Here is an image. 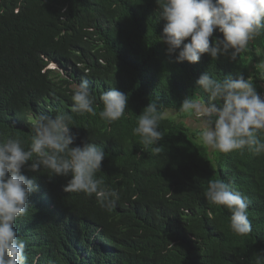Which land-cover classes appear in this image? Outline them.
<instances>
[{"label":"trees","instance_id":"1","mask_svg":"<svg viewBox=\"0 0 264 264\" xmlns=\"http://www.w3.org/2000/svg\"><path fill=\"white\" fill-rule=\"evenodd\" d=\"M159 12L156 0H0L2 138L19 137L27 149L31 120L69 114L72 146L103 147L95 178L119 196L102 207L95 194L65 192L70 176L23 169L39 186L15 225L28 264H256L264 251V153L210 150L199 142L201 129L163 116L181 111L185 98L208 102L196 84L205 72L258 83L261 70L252 62L264 58V28L234 61L205 53L196 63L179 62L160 40L166 20ZM216 38H223L218 30L210 43ZM84 80L95 114L72 112L71 96ZM111 87L128 95L114 122L99 115ZM149 103L163 116L164 138L145 149L132 130ZM256 136L264 139V130ZM215 179L247 198V235L231 230L226 206L205 198Z\"/></svg>","mask_w":264,"mask_h":264},{"label":"clouds","instance_id":"2","mask_svg":"<svg viewBox=\"0 0 264 264\" xmlns=\"http://www.w3.org/2000/svg\"><path fill=\"white\" fill-rule=\"evenodd\" d=\"M160 17L166 20L161 41L167 53L175 54L179 62L196 63L205 53L213 59L225 55L234 61L246 49L248 41L264 28V0H156ZM223 38L210 43L214 31ZM191 38L185 43L187 38ZM55 65V64H54ZM196 84L208 94V102L185 98L181 111L189 113L190 120L199 121L200 137L213 151L223 153L247 147L257 155L264 153V139L256 133L264 130V98L253 82L239 75L223 81L203 73ZM72 112L95 114L94 98L87 80L74 90ZM103 109L99 115L108 122L119 120L128 106V95L117 87L101 94ZM163 118L155 103H149L139 116L133 134L145 146L161 141L159 130ZM32 136L25 149L19 137L3 139L0 134V264H28L26 242L18 238L17 219L27 214L29 198L38 190L35 178H29L23 169L39 172L48 169L52 175L71 177L65 192L95 194L102 207H111L119 199L115 191L102 187L96 179L105 158L103 147L93 142L72 146L76 134L71 131L73 117L57 114L40 115L30 121ZM159 152V147L155 148ZM35 157V158H34ZM205 198L214 205H223L231 212L230 228L240 236L252 231L247 214V198L222 180L208 183ZM211 217V213L209 214ZM264 260V251L256 257V264Z\"/></svg>","mask_w":264,"mask_h":264},{"label":"rangeland","instance_id":"3","mask_svg":"<svg viewBox=\"0 0 264 264\" xmlns=\"http://www.w3.org/2000/svg\"><path fill=\"white\" fill-rule=\"evenodd\" d=\"M258 54H260V53H258ZM256 64V63H255ZM255 64H254V62H252V66L253 67H255ZM250 65H251V63H250ZM53 66H55V67H57L56 66V64L54 65L53 64ZM251 71H252V73H251V75H252V77H253V73H254V70H252L251 69ZM252 80V78L250 79V81ZM255 85V84H254ZM255 87H256V90H257V92L259 93V91H258V87L255 85ZM165 118H168V119H171V120H173V121H175V122H181L182 120H181V117H186V116H190L189 115V113H186V112H182V111H177V110H173V109H167L165 112H164V115H163ZM186 123H187V125L188 126H190L192 129H195V130H197V129H200L199 127H198V124H196V123H192V124H190L189 123V121H186ZM202 139H201V137H199V142H202L201 141ZM211 150V149H210Z\"/></svg>","mask_w":264,"mask_h":264},{"label":"crops","instance_id":"4","mask_svg":"<svg viewBox=\"0 0 264 264\" xmlns=\"http://www.w3.org/2000/svg\"><path fill=\"white\" fill-rule=\"evenodd\" d=\"M254 64H255V68H259L261 70V74L259 76V81H258V83H255V85L258 87V91L260 94V93L264 92V58L257 61V62H254ZM251 82H252V80H251ZM181 120L184 121L185 123H186V121H189L190 124H192V123L198 124L199 123V121H196L194 119L190 120V116L181 117Z\"/></svg>","mask_w":264,"mask_h":264},{"label":"built area","instance_id":"5","mask_svg":"<svg viewBox=\"0 0 264 264\" xmlns=\"http://www.w3.org/2000/svg\"><path fill=\"white\" fill-rule=\"evenodd\" d=\"M261 97H262V98H264V94H263V95H261Z\"/></svg>","mask_w":264,"mask_h":264}]
</instances>
